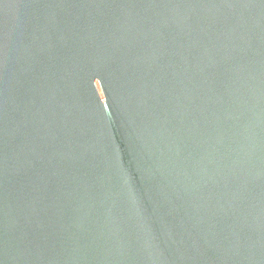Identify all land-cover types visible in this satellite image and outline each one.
<instances>
[{
  "label": "water",
  "instance_id": "1",
  "mask_svg": "<svg viewBox=\"0 0 264 264\" xmlns=\"http://www.w3.org/2000/svg\"><path fill=\"white\" fill-rule=\"evenodd\" d=\"M0 264H264V0H0Z\"/></svg>",
  "mask_w": 264,
  "mask_h": 264
}]
</instances>
